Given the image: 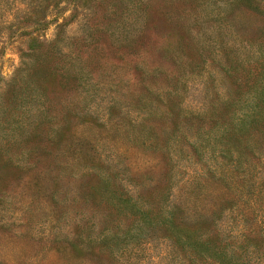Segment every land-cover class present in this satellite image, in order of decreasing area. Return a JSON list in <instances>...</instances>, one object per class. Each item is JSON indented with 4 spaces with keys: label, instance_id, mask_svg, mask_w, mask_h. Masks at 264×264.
Returning <instances> with one entry per match:
<instances>
[{
    "label": "rangeland",
    "instance_id": "obj_1",
    "mask_svg": "<svg viewBox=\"0 0 264 264\" xmlns=\"http://www.w3.org/2000/svg\"><path fill=\"white\" fill-rule=\"evenodd\" d=\"M26 1L0 0V101L20 67L28 34L53 37V24L30 27L28 16L19 12ZM58 1L59 22L67 20L65 38L71 37L73 61L80 67L77 85L60 93L57 108L64 109L58 114L61 121L67 105L78 112L69 114L71 134L59 150L72 160L60 167L54 153H28L12 145L14 135L4 129L8 122L0 116V264H186L178 247L153 235V224L142 225L139 234L141 221L111 211L106 198L93 193L91 186L97 183H87V173L81 170L99 165L118 173L116 177L125 179H116L108 189L124 191L128 186L134 197L153 188L166 169L161 153L174 150L176 188L197 189L201 184L205 198L213 200L220 193L218 171L228 166L226 157L231 158L236 144L220 133L231 118L209 115L228 100L237 107L248 102L246 90L257 76L254 29L263 26L244 10L222 16L225 0H174L168 11L184 18L194 40L180 48L173 30L169 33L160 25L163 17L154 12L159 0H104V5L114 6L115 14L100 5L103 0ZM95 24L108 30L89 33L83 43V35ZM113 31L122 32L118 39L110 35ZM168 88L174 90V108L165 97ZM239 89L245 91L240 99ZM177 112L180 116L173 118ZM196 113H205L204 118ZM189 115L194 119L189 121ZM140 134L154 137L160 147L146 146ZM236 171L244 172L245 167ZM256 176L264 188V168ZM238 206L246 210L245 217L233 213L222 220L232 234L239 238L242 230L264 233V214L259 209L251 212L241 201ZM258 207L264 212V200ZM238 238L235 256L240 263L264 264V255L257 263Z\"/></svg>",
    "mask_w": 264,
    "mask_h": 264
},
{
    "label": "trees",
    "instance_id": "obj_2",
    "mask_svg": "<svg viewBox=\"0 0 264 264\" xmlns=\"http://www.w3.org/2000/svg\"><path fill=\"white\" fill-rule=\"evenodd\" d=\"M171 1L174 0H159L154 12L163 17L160 20L163 24L160 25L167 28L169 33V30H173L172 33L179 40V47H183V44L188 46L194 42L192 32L187 22H183L184 18L180 20L182 16L178 14L173 16L168 11ZM58 2V0H27L24 2L25 10H19L24 16H28L30 27L33 24L37 29H45L48 24H53L54 33L51 39L34 36L33 32L28 34L30 35L28 43L20 55V67L7 83L6 96L1 97L0 116H5L4 120L8 122L4 129H8L14 135L10 140L12 145H18L20 149L28 153L33 151H42L46 155L54 153V161L60 167H65L72 160V156L66 153L59 155V150L71 134L69 123L72 117L69 114L77 115L78 112L74 105L73 107L67 105L61 114V121L58 119V114L64 109L57 108L62 104L59 100L60 93L63 90L70 91L71 87L77 85L75 81L79 78L80 67H75L73 61L76 52L70 48L71 37L65 38L67 35L64 29L67 20L62 18L59 22ZM101 2L100 5L105 6L108 14H115V9L112 8L114 6L104 5V0ZM226 6H228L227 10ZM235 9L240 12L244 10V13L254 18L263 27L258 26L254 29L253 45L257 43V46L253 49L256 57L253 63H256L254 69L257 70V76L253 86L248 89L249 91L246 90L248 102L241 103L237 107L236 102L228 100L224 102L221 109H216L209 115L211 118L217 117L218 120L223 121L231 118L227 121L229 126L222 124L220 133L223 137L227 135L231 137L236 144L231 158L226 157L228 166L218 171L216 176V179L220 180V193L213 200H207L206 189L201 184L197 186L199 187L197 189H177L173 181L174 170L171 160L174 150L170 153L169 151L161 153L166 169L153 184V188L147 193L136 192L134 197L129 193L128 186H124V191L108 189L110 184H116V179L119 183L125 179L116 177L118 173H110L99 165L81 170L87 173V183H97L91 186L93 193L106 198L111 211L124 212V215L133 216V220L141 221L137 228L139 234H142V225L153 224V235L170 240L178 247L185 256L186 264H245L240 263L235 256V238L238 236L233 235L231 227L227 228L222 220L232 218L233 213L241 218L246 216V210L238 206L239 201L246 204L251 212L259 209L264 214L262 207H258L264 200V188L261 187L260 179L256 176L264 168V0H225L221 15L228 17L232 13L229 17H233ZM144 10V15H147L148 10ZM144 26L142 25L141 29ZM100 28L108 30L106 26L93 25L91 30L83 35V43L89 33L93 35V32ZM114 33V31L110 32V35H115L118 39L122 32L118 35ZM126 39L128 38H122V40ZM65 40L69 42L64 45ZM74 40L76 41V38ZM128 43L132 44L130 39ZM230 46L235 45L230 44ZM235 57L239 56L235 55ZM258 69H260L259 73ZM18 71L20 72L17 73ZM164 93L171 105L175 97L174 90L168 88ZM244 94L245 91L241 89L236 92L239 99ZM158 95L160 96L161 92ZM174 106L171 105L173 108ZM201 114L193 115L202 119L205 113ZM173 115L176 116L173 118H178L180 113H173ZM193 115L188 116L189 121L194 119ZM6 117H10V121ZM173 123L175 126L179 125L176 120ZM139 139L153 149L160 147L158 140L151 138L150 135L140 134ZM163 147L167 149L166 143ZM58 155L60 159L57 162ZM242 167H245L244 172L236 171ZM107 193L110 196L106 197ZM259 199L260 202H258ZM243 232L244 230L239 233L238 238L241 239L243 251L254 254L256 262L259 263L264 255V233L251 235L243 234Z\"/></svg>",
    "mask_w": 264,
    "mask_h": 264
}]
</instances>
